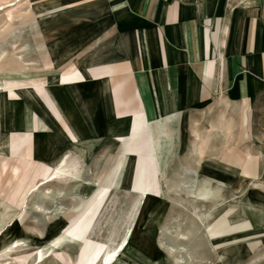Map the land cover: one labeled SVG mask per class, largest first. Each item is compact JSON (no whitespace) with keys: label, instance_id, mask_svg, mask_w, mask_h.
<instances>
[{"label":"rangeland","instance_id":"374dc122","mask_svg":"<svg viewBox=\"0 0 264 264\" xmlns=\"http://www.w3.org/2000/svg\"><path fill=\"white\" fill-rule=\"evenodd\" d=\"M7 1L11 0H0V227L16 218L0 237V250L19 238L29 245L11 255L0 251L1 264H32L34 249L41 244L56 251L42 264H100L104 249L119 243L133 211L136 188L142 184L151 196L136 205L133 232L121 244L124 249L115 264H264V97L258 98L250 114L248 108L236 114L239 143L251 139L255 145L248 149L240 176L219 166L212 155L200 163L192 152L190 160L158 161L150 131L135 135L134 130L128 138L117 139L122 143L118 153L114 141L97 150L96 156H109L88 164L84 177L89 184L54 183L48 186L52 191L48 196L44 187L28 191L55 169L68 135L50 115H44L40 125L43 99L39 94L44 95L40 81L59 73L61 60H65L63 71L72 65L85 66L95 40L93 24L106 16L100 13L106 1L19 0L4 7ZM67 49L72 50L67 53ZM14 85L28 87L15 92ZM213 116L198 114L201 127H209ZM161 129L162 145L171 146ZM196 129L204 134L198 127L192 130L193 146L198 141ZM184 134L181 153L190 143ZM234 137L235 133L227 141L217 140L215 157ZM85 148L79 145L74 155ZM95 148L86 159L80 158L84 170ZM262 173L263 180L243 177ZM173 179L180 183L176 191L169 187ZM188 182L196 192L203 186L208 194L189 195ZM254 182L261 185L254 187Z\"/></svg>","mask_w":264,"mask_h":264},{"label":"crops","instance_id":"0c3cea01","mask_svg":"<svg viewBox=\"0 0 264 264\" xmlns=\"http://www.w3.org/2000/svg\"><path fill=\"white\" fill-rule=\"evenodd\" d=\"M17 1H7L4 7ZM105 1L100 13L106 16L93 24L95 40L90 43L85 66L72 65L63 71L65 60H61V71L40 81L44 92L39 94L43 99L38 110L40 125L44 115H50L68 133L58 160L66 161L61 165L66 173L49 181L52 170L28 191L44 187L46 195L52 193L48 186L54 183L89 184L84 177L88 164L109 156H96L97 150L114 141L118 153L122 143L117 139L128 138L134 130L135 135L150 131L153 157L158 161L190 160L193 153L200 163L212 155L219 166L239 175L248 149L255 145L251 139L239 143L236 114L247 108L250 114L258 98L264 97L263 0ZM24 87L28 86L11 88L16 92ZM5 88L9 93V87ZM200 113H214L206 133L207 127H201L197 118ZM195 127L204 134L195 130L198 141L193 146ZM160 128L171 146L162 145ZM184 133L190 143L181 153ZM233 133V142L215 157L217 140L227 141ZM210 143L213 147L205 154ZM79 145L86 148L75 156ZM94 148L84 170L80 158L86 159ZM132 155L136 160L137 155ZM261 171L264 173V165ZM263 173L243 177L263 180ZM179 185V180L169 181V187H176L174 191ZM252 185L258 188L261 183ZM118 187H122L120 182ZM139 188L146 190L143 184ZM203 191L202 195L208 194L203 186L197 193ZM137 195L133 204H144L151 196L147 190Z\"/></svg>","mask_w":264,"mask_h":264},{"label":"bare ground","instance_id":"6f19581e","mask_svg":"<svg viewBox=\"0 0 264 264\" xmlns=\"http://www.w3.org/2000/svg\"><path fill=\"white\" fill-rule=\"evenodd\" d=\"M65 163H66L65 160H62V161L60 160L58 162V164L55 165L56 167H55V169L53 171V174L51 175L49 181H52L54 179L59 178L60 175L65 176V173L66 172H64L61 169V165L65 164ZM192 172H194V170H190V173H192ZM185 186L187 187V190H188L187 192H189V194H191L193 196L196 195L197 192H196L193 184L192 185L191 184L190 185H185ZM179 187H180V185H179ZM34 189L35 190H38V187H35L32 190H34ZM136 189H137V193H143V194H145V191H146L145 189H141V188H136ZM49 194L50 193L48 192L46 194V196H48ZM136 205L137 204H134L133 205V209H132L133 211L130 212L131 214L129 213L130 215L128 214V220H127L128 222L126 221L127 223L123 225L124 228H123V231H122V233L120 235L119 243L117 244L118 247L116 245H114V246H112L110 248H108V247L105 248L104 249V252L102 253V258H101L100 264H115L119 260L120 255L122 253V250L124 249V248L121 249V244L123 243V241L125 242L124 244H126V242L128 240V237L133 232V231H131V228H132V225H133V221H136V216H137L136 215L137 214L136 213V207H137ZM38 206H41V205H38ZM15 218H16V216L11 217L8 221H6V222L3 223V225L0 227V237H2L6 233V231H8V229L11 226H13V224L15 223ZM188 235L189 234H185V237L189 238ZM27 245H29V242L27 240H25L23 238H19V239L12 240L10 243L6 244L0 251L1 252H6L7 254L9 253L8 255H11V252H13L14 249H16V248H24L25 249V247ZM34 250H35V253H34L35 256H34V260H33L32 264H42L47 257H49L51 255H54V252H56V251H53V246L52 245H49V244H46V245L41 244L40 246L36 247ZM168 251H169L170 254H171V252H173L172 249H171V247L168 248ZM1 261H2V259H0V264L3 263Z\"/></svg>","mask_w":264,"mask_h":264},{"label":"built area","instance_id":"2783aa9c","mask_svg":"<svg viewBox=\"0 0 264 264\" xmlns=\"http://www.w3.org/2000/svg\"><path fill=\"white\" fill-rule=\"evenodd\" d=\"M252 2H253V0H252ZM253 3H255V2H253ZM263 5H264V0H263Z\"/></svg>","mask_w":264,"mask_h":264}]
</instances>
